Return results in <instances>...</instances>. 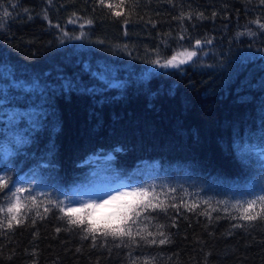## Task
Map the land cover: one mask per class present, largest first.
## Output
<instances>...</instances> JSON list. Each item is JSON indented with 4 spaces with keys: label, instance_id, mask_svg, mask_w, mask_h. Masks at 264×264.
I'll list each match as a JSON object with an SVG mask.
<instances>
[{
    "label": "trees",
    "instance_id": "16d2710c",
    "mask_svg": "<svg viewBox=\"0 0 264 264\" xmlns=\"http://www.w3.org/2000/svg\"><path fill=\"white\" fill-rule=\"evenodd\" d=\"M256 20L260 0H0V176L39 193L12 219L0 192V264H264V220L232 208L264 194ZM114 178L178 210L93 241L50 204Z\"/></svg>",
    "mask_w": 264,
    "mask_h": 264
},
{
    "label": "snow or ice",
    "instance_id": "6c2138e0",
    "mask_svg": "<svg viewBox=\"0 0 264 264\" xmlns=\"http://www.w3.org/2000/svg\"><path fill=\"white\" fill-rule=\"evenodd\" d=\"M101 4L104 3V0H100ZM261 4H264V0H260ZM108 7H112L111 4L107 5ZM14 8L15 5H12ZM119 15V13H116ZM4 15L7 16L9 13L7 10H4ZM46 18V17H45ZM70 23L74 21H69ZM91 23V21H89ZM252 23H256L259 29L264 30V23H260L259 20L253 21ZM59 27V25H56ZM240 35H243L241 33ZM248 35H255L252 32H249ZM79 39V37H77ZM183 39V37H181ZM203 43L211 44V40L204 41ZM202 42L200 40L195 41V49H200ZM197 56V50H188L185 49L182 52L173 55L170 59L166 60L163 64H160L159 60L154 61L156 64H160L161 67H172L178 68L181 64L189 63L193 60L194 57ZM20 181H13L7 175L0 176V192H3L5 188H8L9 192H11V197H16V201H19L18 193H22L25 191L23 188H15L13 191L12 188H9V184L15 187L16 183ZM29 196H32V192L29 189ZM170 192H175L176 189H170ZM261 193H264V187L261 188ZM7 197L9 206L7 207L8 213H13L19 211V204L13 203L11 197L8 196L7 193L4 194ZM159 193H156L155 186H150L149 188L144 187H131L129 190H96L91 194V197L86 201L84 200H76L75 198L69 199L67 205L65 206V202L62 200L52 201L50 200V204L52 207L58 208L61 212L69 217L68 223L74 226L85 225L83 231L92 236L93 241L97 239V234L107 239L111 237L113 240H123V238L128 237L129 239L134 238V234L132 229L139 228V223L141 222V217L144 213H148L151 211H163L166 212L168 207L176 208L178 210V206L176 204H165L164 201L159 200ZM165 196L168 193H164ZM187 195V192H185ZM33 201H35V197H32ZM175 200V197H172ZM155 201V202H154ZM73 203H78L79 207H73ZM204 203H208V201H204ZM219 203H227L225 201H221ZM245 204L247 205L245 207ZM260 206V211L255 212V214H251L254 212L256 206ZM187 207V205H185ZM196 205H193L194 208ZM190 208L189 210H192ZM232 208L237 212H241L240 219L245 221H256L257 219L264 220V194H258L254 199L240 201L237 200L236 203L232 204ZM101 209H110V211L102 216L100 221H96L94 219V215L99 212ZM47 211V209H45ZM242 210V211H241ZM5 209L0 207V213L4 212ZM227 211V209H225ZM77 213H82V218ZM15 219V216L12 217ZM143 219L147 220L148 216L143 215ZM232 219H237L236 216H233ZM2 226V225H0ZM9 227H11V221H9ZM233 227H242V225H233ZM59 231V229H57ZM136 236L140 235L139 231L135 232ZM151 236V233H148ZM163 236V233H160ZM87 239V235L84 237ZM142 239L144 237H141ZM166 237L159 241L160 244H164L166 242ZM151 243H155V239L150 241ZM119 246V245H118Z\"/></svg>",
    "mask_w": 264,
    "mask_h": 264
},
{
    "label": "rangeland",
    "instance_id": "374dc122",
    "mask_svg": "<svg viewBox=\"0 0 264 264\" xmlns=\"http://www.w3.org/2000/svg\"><path fill=\"white\" fill-rule=\"evenodd\" d=\"M186 49H188V50H196L194 48L193 49L186 48ZM184 50L185 49L177 51L173 55H176L177 53L182 52ZM200 55L201 54L197 53L196 57H198ZM171 57H169V58H167V59H165L163 61H159L160 64H163L166 60L170 59ZM160 64H156L154 66V69L165 70V69H171L172 68V67H161ZM181 65H183V64H181ZM129 187H130V185L127 184L123 179L114 178V179H109V180H105V181H102V182H95L94 184H92V185H90V186H88L86 188H82L80 190L74 191L73 193L68 195L67 199H68V201H69V199H72V198H75L76 200H84V201H86V200H88L90 198H93V197H91V194L94 191H96V190H108V189L109 190H113V189L129 190ZM15 188H23V189H25V191H23L22 193H18L17 194L19 196V198H20L18 202L16 201V197H11L13 203H18L19 204V211L18 212L14 211L13 213H9L10 218H12L13 216H15V218L18 217V214L21 212V210L29 208V205L31 204L29 202L33 201L32 197H37L38 194H39V193L36 192V190H31L32 196H29V191H28L29 188L26 187L23 183H16L15 187L12 186L13 191L15 190ZM26 204H28V206H25ZM4 206H5L4 208L7 211V207L9 206V202H6V204ZM73 206L74 207H78L79 204L78 203H73ZM109 211H110V209H101L96 214L102 216V215H105V213L109 212Z\"/></svg>",
    "mask_w": 264,
    "mask_h": 264
}]
</instances>
